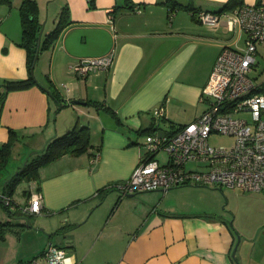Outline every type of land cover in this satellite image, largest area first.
<instances>
[{
	"label": "crops",
	"instance_id": "obj_1",
	"mask_svg": "<svg viewBox=\"0 0 264 264\" xmlns=\"http://www.w3.org/2000/svg\"><path fill=\"white\" fill-rule=\"evenodd\" d=\"M54 1L56 18L66 5L65 19L70 23L49 49L40 51L33 70L37 84L5 96L0 146L13 129L22 147L34 152L50 138L82 125L89 127L91 146L77 155L63 153L39 168L38 179L29 181L26 201L31 188L37 187L45 209L42 214L51 217L35 218L32 223L30 218L0 220L23 225L18 235L7 232L0 239L8 243V253L11 250L8 264L43 258L49 243L63 246L72 264H236L231 253L237 234L238 263L264 264V223L257 222L255 229L261 235H250L245 219L236 223V211L225 215L148 207L138 202V196L114 186L146 156L147 134L168 137L202 113L207 103L201 96L217 55L225 46H244L245 32L225 24L233 10L215 13L226 0H191L196 12L219 15L215 24L199 21L187 9L170 11L166 0ZM19 3H0V80L29 75L27 53L19 45ZM39 18L43 22V13ZM46 22L47 18L43 32ZM256 47L257 56L264 50V40ZM111 51L113 61L107 70L83 75L74 70L81 58ZM44 88H54L58 99ZM62 98L67 101L64 105L59 104ZM159 106L164 112L161 117L153 114ZM96 152L98 157L92 160ZM159 154L153 157L166 163L168 156L162 162ZM7 167L0 173V194L15 171ZM14 214H20L18 209ZM59 228L66 232L53 234Z\"/></svg>",
	"mask_w": 264,
	"mask_h": 264
},
{
	"label": "built area",
	"instance_id": "obj_2",
	"mask_svg": "<svg viewBox=\"0 0 264 264\" xmlns=\"http://www.w3.org/2000/svg\"><path fill=\"white\" fill-rule=\"evenodd\" d=\"M201 22L215 24L219 15L201 11ZM225 24L230 30L240 27L246 34L244 46H225L216 57L201 100L207 103L202 113L179 126L170 136L147 134L146 156L130 175L114 186L122 193L161 189L190 183H214L242 192H264V79L250 75L256 61V45L264 40V0L235 8ZM113 51L96 57L81 58L74 66L76 73L107 70ZM153 114L163 116L161 106ZM233 137L229 146L209 142L212 133ZM163 150L167 161L160 164L153 155ZM98 153L92 156L96 160ZM195 164L196 168L188 166ZM10 205L9 196L1 194ZM23 210L29 214L43 213L40 190L33 186ZM29 264H72L66 249L50 243L43 258Z\"/></svg>",
	"mask_w": 264,
	"mask_h": 264
},
{
	"label": "trees",
	"instance_id": "obj_3",
	"mask_svg": "<svg viewBox=\"0 0 264 264\" xmlns=\"http://www.w3.org/2000/svg\"><path fill=\"white\" fill-rule=\"evenodd\" d=\"M0 3L11 5L12 0H0ZM165 4L170 11L177 8L187 9L192 12L194 18L198 19L199 11L196 12V7L191 5V0H187L186 3H182L179 0H166ZM243 4V0H226L221 9L215 13H220L221 11H232ZM66 13L67 6L65 5L59 13V17L54 28H52L49 32H43L39 46V53L40 51L49 48L59 37L62 30L70 23V21L65 19L67 16ZM19 14L21 20V40L19 45L24 47L26 50L29 75L25 78L0 80V113L3 101L8 92L26 89L37 84L34 73L31 72L33 58L37 51L38 33L42 25V21L39 18L37 2L35 0H21L19 4ZM49 87H52L51 83ZM50 89L51 91L49 89L48 91L51 96L58 99V96L54 90H52L54 88ZM59 104L64 105L66 104V101ZM23 145L24 143L20 141V138H18L17 132L13 129H9L8 140L0 146V173L3 169H5L11 158H15L16 155L21 153V147ZM90 146V130L87 125L74 126L66 132L50 138L42 149L29 154L27 160L25 162L23 161L16 173H13L5 180L2 194L10 197L20 178H26L28 181L38 179L39 168L57 159L63 153L69 152L77 155L86 151ZM2 204L13 215L14 212L9 210L3 202ZM43 212H45V209H43ZM22 226L23 225L16 224L11 220L0 221V239H4L7 232L18 235ZM63 230L65 229H58V231Z\"/></svg>",
	"mask_w": 264,
	"mask_h": 264
},
{
	"label": "rangeland",
	"instance_id": "obj_4",
	"mask_svg": "<svg viewBox=\"0 0 264 264\" xmlns=\"http://www.w3.org/2000/svg\"><path fill=\"white\" fill-rule=\"evenodd\" d=\"M35 1L37 2L39 12L43 13V21L45 20V18H47L45 32H49L52 27L54 28L58 20L56 18L57 13L54 14V7L57 3L54 0ZM19 2H21V0H19ZM54 19H56L55 22ZM256 57L257 63L253 66L250 75L252 77H255V79H264V50H262V52ZM40 66V63L36 66L35 75H38ZM209 142L216 146H229L233 142V137L216 132L212 133L209 136ZM29 152V150L25 149L24 147H21V153L19 154L24 153V157L16 155L14 159L11 158L12 161L8 163L7 168L14 169V173H16L17 169L22 165L23 161L25 160V157L28 155ZM159 152L160 160H162V162H165L167 153L163 150H160ZM188 166L196 168L195 164H188ZM28 183L29 181L26 178H20L17 184L15 185L12 195L10 196L13 202L16 204L12 208H10L11 211L14 212L15 209H18L20 214L13 213L12 215L3 206L1 201L2 199L0 198V220L12 219L18 221L23 218V220H25L26 222L27 218H30V223H32L35 218L40 217L44 219L52 216V214L47 213H40L36 215L26 214L25 211L21 208L26 202L24 190L28 187ZM262 194L264 193H261L260 195L255 194L253 192H241L227 187H220L219 185L214 183H190L171 187L167 190H158L153 192H137L134 193L133 196H138V202H144L146 206H154L158 209L176 207L177 209H181L184 212L207 211L209 213L216 212L225 215L229 214L230 210L234 211V213L236 211L238 213L236 223L239 224V219H245L248 222V230H250L249 234H255L258 236L261 235V232L259 234L258 230L255 232V229L259 228L258 223H264V207H262L264 206V195ZM14 216L18 217L13 219ZM232 223V226L235 227V223L233 221ZM261 237L264 238V235H261ZM2 242L3 241L0 240V264H8V259L11 250L8 253V243L2 244Z\"/></svg>",
	"mask_w": 264,
	"mask_h": 264
},
{
	"label": "water",
	"instance_id": "obj_5",
	"mask_svg": "<svg viewBox=\"0 0 264 264\" xmlns=\"http://www.w3.org/2000/svg\"><path fill=\"white\" fill-rule=\"evenodd\" d=\"M43 28H44V21L42 22V25H41V28H40V30H39V33H38V41H37V51H36V53H35V55H34V58H33V63H32V67H31V72H33V70H34V67H35V64H36V62H37V59H38V55H39V46H40V43H41V38H42V34H43ZM44 89H46V90H48L47 88H44ZM61 101V103H63V102H65L66 100H64L63 98L60 100ZM67 102V101H66ZM70 102V101H69ZM75 102H77V101H75ZM159 133H160V131H158ZM32 152H29L28 153V155L29 154H31ZM28 155L25 157V160H24V162L27 160V157H28ZM134 193H127V195H133ZM1 195V194H0ZM3 202V201H2ZM4 203V202H3ZM5 204V203H4ZM6 205V204H5ZM14 205H16L13 201H12V203L10 204V205H6L8 208H9V210H11L10 208H12ZM22 208V207H21ZM23 209V208H22ZM229 225L234 229V227L232 226V221L230 220L229 221ZM64 232H66V230H63V231H58V229L57 230H55L54 232H53V234L54 233H61V234H63ZM239 240H240V236H239V234H237V240H236V242H235V244H234V246H233V249H232V258H234L235 259V261H236V264H239L238 263V261L236 260V258H235V253H236V249H237V247H238V243H239ZM50 244V243H49Z\"/></svg>",
	"mask_w": 264,
	"mask_h": 264
},
{
	"label": "clouds",
	"instance_id": "obj_6",
	"mask_svg": "<svg viewBox=\"0 0 264 264\" xmlns=\"http://www.w3.org/2000/svg\"><path fill=\"white\" fill-rule=\"evenodd\" d=\"M44 213V212H43Z\"/></svg>",
	"mask_w": 264,
	"mask_h": 264
}]
</instances>
